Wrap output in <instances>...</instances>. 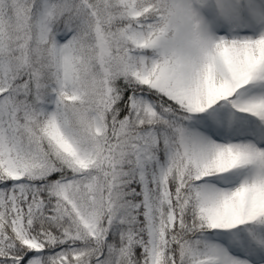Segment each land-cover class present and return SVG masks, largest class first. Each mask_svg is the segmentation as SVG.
I'll list each match as a JSON object with an SVG mask.
<instances>
[{
	"label": "snow or ice",
	"instance_id": "6c2138e0",
	"mask_svg": "<svg viewBox=\"0 0 264 264\" xmlns=\"http://www.w3.org/2000/svg\"><path fill=\"white\" fill-rule=\"evenodd\" d=\"M0 264H264V0H0Z\"/></svg>",
	"mask_w": 264,
	"mask_h": 264
}]
</instances>
